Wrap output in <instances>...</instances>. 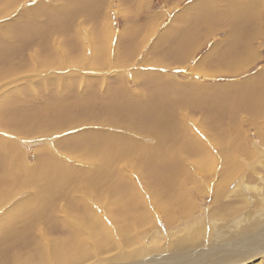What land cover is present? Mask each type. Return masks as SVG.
<instances>
[{"label":"rangeland","instance_id":"obj_1","mask_svg":"<svg viewBox=\"0 0 264 264\" xmlns=\"http://www.w3.org/2000/svg\"><path fill=\"white\" fill-rule=\"evenodd\" d=\"M13 1L2 0L0 4ZM64 1L15 0L18 7L13 14L0 19L1 52H12L6 63H15L12 78L0 77V106L4 115L16 110L21 117V124H17L15 116L13 121H5L6 128L0 127V164L11 162L17 152V156L22 153L27 168L32 169L41 148L63 163L56 170L73 166L83 169L80 171H96L98 161L83 156L93 154L103 145L100 135L127 138L150 148L161 143L164 137L158 131L164 130L172 136L169 157L166 156L169 162L188 171L189 180H177L181 195L170 200L172 211L166 215L165 207L154 203L151 194L156 182L151 178L144 182L139 168L142 182L126 161L119 165L116 161L117 169L131 179L122 178L121 183L125 179L130 183L123 185L132 188L134 182L139 199L132 209H126L128 204L120 197L109 203L108 207L114 208L110 214L116 215L120 223L129 222L130 230L127 237L117 236L120 244H109L99 253L108 259L103 264H173L172 258L189 255L184 254L188 251H226L233 259L237 253L236 249L231 250L232 244L244 245V239L239 237L247 236L245 243L251 248L263 243L264 106L259 98L251 103L249 95L254 83L251 79L264 71V0L252 5L255 11L249 8L252 15L241 13L237 5L256 0H90L95 5L90 4L94 5L92 16L86 21L81 18L86 8L83 0H67L68 6ZM72 9L76 17L69 23L66 18ZM12 19L11 26L6 28ZM33 20L43 28L65 27L63 34L49 38L48 50L39 49L43 51L40 59L46 60L52 56L50 49L57 39L61 68L58 63L44 68L29 61L30 53L37 52L34 42L15 61L10 60L12 50L23 39L17 37L16 29L22 25L31 28ZM60 20H64V25ZM27 53L29 60L21 61L22 67L17 68L18 60ZM100 56L105 61L99 65ZM70 58H82L81 67L84 63L92 68L78 69L68 62ZM4 72L2 65L0 73ZM24 97L28 103H21ZM159 102L164 106H159ZM91 136L100 139H96L100 143L93 146ZM229 136L233 138L230 143L226 140ZM94 156L98 157L97 153ZM156 166L163 168L164 161L143 167L145 173H150ZM227 169L232 174L221 182ZM2 187L9 188V184L0 185V190ZM11 191L3 195L0 204V264H35L39 247L28 238L35 236L20 232V224L30 218L22 214L28 210L18 207L26 204L29 209L40 200V195L33 187L13 190L14 194ZM73 197L97 211L107 229L115 231L117 217H108L103 203H93L96 198L101 202V196L80 191ZM76 201L73 203L79 204ZM241 201L244 207L239 206ZM62 202L55 201L57 210ZM70 204L71 199L68 215L74 213ZM9 214L14 217L5 228L1 221ZM127 214L136 220L128 221L124 217ZM68 215L62 218L67 224L58 226L70 235L73 226H69ZM216 227L222 236H215ZM60 228H55L58 230L52 233L54 238L67 236ZM117 228L120 229L119 225ZM127 245V249L135 247L143 254L123 259L109 256H116ZM248 254L251 257L245 260L233 259L236 262L224 264H264V257H257L264 256V251L249 249Z\"/></svg>","mask_w":264,"mask_h":264},{"label":"bare ground","instance_id":"obj_2","mask_svg":"<svg viewBox=\"0 0 264 264\" xmlns=\"http://www.w3.org/2000/svg\"><path fill=\"white\" fill-rule=\"evenodd\" d=\"M66 1H64V2L66 4V6H68L69 0H68V2H66ZM70 1L73 2L74 0H70ZM83 1L86 3V8H84L83 14H82L83 16L81 18H82V21H86V20H89L91 18L92 9H93V6L95 4L90 3V2H92L90 0H83ZM259 1H261V0H256L255 3L254 2L253 3L249 2L246 4L240 3L237 6L239 7V10L241 11V13H246L248 15H252L253 11L250 10L249 8L251 7L255 11V8L253 6L257 5V2H259ZM1 2H2V0H0V3ZM16 3L14 0L11 4H0V19H2L3 17L11 16V13L13 14V11L15 10V8L18 7V6H15ZM90 4H94V5L90 6ZM13 7H14V9L12 10ZM68 15L69 16H67L66 20L70 23L76 17V15L74 14V10L72 9V11ZM24 16H26V15H24ZM17 18H19V17H17ZM37 19L38 18H36L35 20L37 21ZM77 19H79V17H77ZM64 20L63 21L60 20V22L62 21L61 23L63 24ZM13 21L14 20L12 19L11 22H8L6 24V28L11 26ZM25 21H27V20H25ZM58 22L59 21H57L56 23H58ZM54 26L55 25H50V26L48 25L45 28H43V26H41L39 23L38 24L34 23V20H33V22L31 23V28L28 29V28L24 27V25H22L16 29L15 34H17V37L20 39H22V38L23 39L21 40L22 44L19 45V43H18L16 46V49L12 50L13 54H12V57H10V60L13 59L12 61H15L14 60L15 58L19 57L20 54L25 53L24 51L29 47V44L31 42H34L33 43V46H35L34 51H37L36 53L35 52L30 53L31 60L28 59V53L25 54L22 59L18 60L17 66H16L17 68L22 67L21 61H26V58L29 61H35V63L37 65L44 67V68H48V66L56 65L57 63H58L59 68H61V63L58 59L57 45L59 44V41L57 39L54 40L53 47H51V49H50L52 51V56H47L46 60H41L39 57V54L43 52V51L39 50L41 47L43 50H45V48H47V50H48V47H50V46H48V40L50 37L55 39V35L57 37L58 35H61V34H63V32L66 31V30H64L65 27H59L56 30V27H54ZM105 26H106V24H105ZM0 28H2V27L0 26ZM57 33H58V35H57ZM51 38H50V40H51ZM69 41H71V39ZM74 43H76V42H74ZM27 44H28V46H27ZM71 44H73V43H71ZM62 46H64V45H62ZM2 51L4 53L1 52V48H0V66L3 65V69L5 70V72L3 74L0 73V77L12 78L13 77L12 71H13L15 63L11 62V65L6 63L9 60V59H7V57L9 55H11L12 52H8L4 49H2ZM14 52H17V53L15 54ZM4 54H5V57H3ZM78 54H80V53H78ZM98 59H99L98 60L99 65H100V63L105 61L104 57H102V56L98 57ZM95 60H96V58L94 57L92 62H94ZM68 62L71 64L74 63V65L76 64V68L82 69V70L84 69L83 66L84 67L87 66V64L83 63V66L81 67L82 58H76V60H74L73 58H70V59H68ZM118 62H120V60H118ZM116 64H117V62H116ZM70 67L73 68V66H70ZM87 67H90V65H88ZM90 68H92V67H90ZM263 72H261L257 78L251 79L254 83L252 85L253 87H252V89L250 91V95H249L252 98L251 103L253 100H256V99L258 101V98H259V100L262 101L261 102L262 108L264 106V73ZM196 85H198V86H196ZM196 85H194V86H196L198 88V90L200 91L201 86H199L198 83ZM248 88H249V86H248ZM120 90L123 92L122 89H120ZM247 93H249V92H247ZM16 94H15V96H16ZM239 95L235 96V98L239 97ZM23 96H25V95H23ZM27 101H28V99L26 97L21 103H26ZM255 104H256V102H255ZM254 105L252 107H254ZM256 105H255V108H256ZM159 106H164V105L160 104V102H159ZM154 107H153V109H154ZM12 109L13 110L16 109V105H12ZM145 110H147V109H145ZM27 111H30V109ZM18 113L19 112L16 110L14 112L9 110L4 115L3 106H0V127L6 128L7 126H6L5 121H8V122L13 121L15 119V116L17 117V124H21V117L18 116ZM29 115H30L29 117L32 118L33 114L31 112L29 113ZM128 116H130V115H127V117ZM226 125H227V123H226ZM39 129H42L40 125H39ZM234 130H235V128H234ZM236 130L234 132H236ZM158 132H159V136L160 137L163 136L164 138L159 145H156L155 147L153 146L150 148L144 147L143 144L141 145V144L137 143L136 141L130 140L127 138H122V139L120 138L119 139L117 137H114L113 135H109V138H108V136L100 135V136H102L101 140L103 139L102 144L104 146L103 145L98 146L97 149L94 150L95 153L93 152V154L91 153V155H89V154H86L85 156L82 155L83 158H87L89 160L93 159V161L96 160V162L98 161L99 165H98V168L96 171L88 170L87 168L84 169V171H80L83 169L79 168L80 170H78V169L74 168L73 166L68 167V168L63 167V168L56 170L55 168H57L58 166H62L63 163L58 158H56L55 156L48 154V152L46 150L42 151L41 148H40L41 150L39 149V154H40L38 156L39 158L37 159L36 164L34 165V167L32 169L27 168V166H26L27 163L24 161V157L22 156V153L17 156V152L14 155H12V157H14V159H12L11 162L6 163L5 165L0 164V167H1L0 185L3 186L5 184H9V188L2 187L0 190V204L3 200V195H5L8 190H12L11 192L14 194L16 189L25 188V187H33L36 192H39L40 200L36 204H34V206L30 207L29 209L27 208L28 206L26 204L20 205L18 207V210H22L25 208L28 210L27 213H22V214L28 215L30 218L24 220L22 222L23 225L20 224L22 227L20 229V232L22 230L24 232H27V234H28V232H31L32 235L35 236V237H28L30 240L34 241V243L37 244L36 246L39 247V251L36 254L37 257H36V263L35 264H103V263H105L107 258L104 259L102 257V255H100L99 253L102 250L106 249V247L109 244H112L113 246H117V243L120 244V242H118V240H120V239H117V236H119V238H122L123 234H124L127 237V233H129V230H130L129 222H126L124 220L125 223H123V222L120 223L118 221V217L116 215L110 214V211L112 213L114 211V208L108 207L110 202H114V200H112V198H114V197L115 198L120 197L121 200H124L125 203L128 204V206L125 207L126 209H132L133 208L132 206H134V204L137 205V201L139 199V195H137V192L139 193V191L133 185L134 182H131L132 188H129L126 185H123V183H130V182L126 181L125 179L121 183L122 178H126L128 180H131L129 176L125 175L122 171L117 169L118 165L121 163L122 160L126 161L131 169L138 172L137 173L138 176L140 175V173L137 170L140 168V171H142V173H143L142 177L145 178V180H146V181L144 180V182H147V181L150 182L149 178H151L152 182H156L153 185L154 189L151 193L152 197L154 198V201H155L154 203H156L158 206L165 207V209H163V211L166 213V215L169 211H172V209L169 205L170 200L172 198L178 199V197L181 195V193L179 192V188H178L179 184H178L177 180H184L182 177H185L187 180H189L188 176H190V175H188V171L185 170V168L180 166L178 163L169 162L168 150L171 147H169L168 145L171 143L172 136L166 135L164 133V130H161ZM91 137H93V139H94L91 141L92 145L93 144L98 145L100 143L99 142L97 144V142L100 141V139L98 140L94 136H91ZM236 138H238V137H236ZM232 139H233L232 136H229L226 140L228 143H230L232 141ZM0 142H2V141H0ZM238 142H239V140L234 142L232 145H234ZM12 147H15V146H12ZM88 152H90V151H88ZM226 152H228V154H229L230 151H226ZM96 153H97L98 157L94 156ZM165 156L167 157V161L165 159ZM2 157H3V155H2ZM225 159H226V156H225ZM162 160L164 161V167L163 168L159 169L156 166L153 170H151L150 173H148V172L145 173L143 166L147 165L149 167V165L156 164L158 162H161ZM116 161L118 162V165H114V163ZM113 166H114V168H113ZM8 167H9L8 171H2V168L7 169ZM112 168H113V170H112ZM174 169H176V170H174ZM111 170H112V172H111ZM5 174H7L8 176L5 177ZM231 174L232 173L230 172V170L227 169L225 174H224V177H221L222 178L221 182L224 181L226 179V177H228ZM142 177L140 175L141 180H142ZM142 182H143V180H142ZM120 183H121V185H120ZM123 187H125L127 189V192H126V190L124 191ZM181 187L182 186H180V188ZM13 190H15V191H13ZM80 191L95 192V193H97V195L101 196L100 197L101 202L98 198H96V201H94L93 203L94 204H95V202H98L100 204L103 203V205H104L103 207L106 209L107 216L110 215V216H112V218L114 217L113 219H115L117 217V219H115V222H114L115 225L117 224L115 226V231H113L111 233V231L107 229L108 225L104 224V222L99 219V215L97 214V211L90 208V206L86 207L85 205L81 204L79 202V200H77L75 197H73L74 194L79 193ZM11 194L9 195L10 197L13 195V194L12 195ZM157 198H158V201L155 200ZM62 199L64 200V202H62ZM70 199H71L70 208H72L74 213H69V215H68L69 208H67V207L70 203ZM56 200H57V202H59L60 200L62 202L61 205L58 207L59 211L56 209L57 208L56 204H54ZM74 200L75 201L77 200L76 202H79V204L81 206L78 203H73ZM91 201H93V200H91ZM239 206L244 207L242 201H241ZM184 208L187 209L188 205L184 206ZM186 211H188V210H186ZM65 215H68L67 220L69 221L68 222L69 226H71V227L73 226V228L71 229L72 233L70 232L71 233L70 235L68 234L69 232L66 229H65L66 231H64L61 226H58V225H62V224L66 223V221L62 219L63 216H65ZM135 215L137 216L138 214L135 213ZM224 215H226V214L224 213ZM110 216H108V217H110ZM13 217L14 216L11 214L5 216L1 221L3 224V227L8 228V224L11 223V220ZM124 217H128L127 218L128 221H131V222L136 220L135 216L132 217L131 215H128V214L125 215ZM167 219H166V221H167V223H169V222H171L170 220L173 218H170V220H167ZM118 225H119L120 229L117 228ZM35 226H37L38 228ZM55 228H60L61 230H63L62 233H66L67 236H64V237L59 236V237L54 238V236H53L54 234H52V233H54L56 230H58ZM74 230H77V231H74ZM213 232H215L216 237L222 236V233L220 232V230L217 227L215 230L213 228ZM23 234H25V233H23ZM258 235H260V234L259 233L255 234L252 237H256ZM110 236H112L114 239L110 240ZM49 237H51V238H49ZM246 237L244 236V237L238 238L239 240L244 239L243 240L244 245H240L238 243L232 244L231 250L236 249V253H237V254H235L236 257L233 259L245 260L246 258L251 257V254H248L249 249H254L255 252L256 251L257 252H263L264 251V241H263V243H261L262 245L260 243H257L256 245H254L253 248H251L249 246H246V243H245ZM16 239H18V238L16 237ZM25 240H26V236H25ZM129 241H131V235L129 237ZM24 243H26V242H24ZM30 244H31V241H30ZM22 247H24V246H22ZM128 247L129 246L127 245L125 248L120 249V251H119L120 254L118 253L116 256H114V255L113 256L109 255V256L113 259H116V258L123 259L124 257H128V258L134 257L131 255L141 256L143 254L142 251L140 252L135 247L133 249H127ZM119 248H120V246H119ZM223 248H224V246H223ZM208 250L211 251L212 249L210 248ZM192 252L193 251L184 252V254H189V255H186V256L181 257V258H178V257L172 258V263L173 264H224V263H228V262H231V263L236 262V260L231 259L230 256L228 257L226 251H223L221 253L212 252V251L211 252L202 251L200 253L198 252L196 254L195 253L191 254ZM17 253H18V251H17ZM214 253H215V255H214ZM257 257L262 258L264 256L257 255ZM183 259L186 260V262L183 261ZM107 261H108V259H107ZM14 264H20V263L15 262Z\"/></svg>","mask_w":264,"mask_h":264}]
</instances>
